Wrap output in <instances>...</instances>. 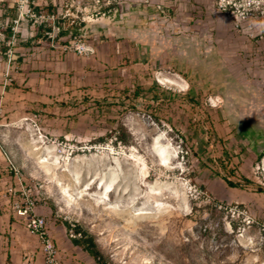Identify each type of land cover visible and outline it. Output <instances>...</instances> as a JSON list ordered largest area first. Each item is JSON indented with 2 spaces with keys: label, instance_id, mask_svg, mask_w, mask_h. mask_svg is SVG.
Returning <instances> with one entry per match:
<instances>
[{
  "label": "rangeland",
  "instance_id": "obj_1",
  "mask_svg": "<svg viewBox=\"0 0 264 264\" xmlns=\"http://www.w3.org/2000/svg\"><path fill=\"white\" fill-rule=\"evenodd\" d=\"M54 16L82 28L60 51L83 58L64 81L86 90L87 126L56 136L41 112L7 124L23 132L16 189L68 239L91 237L98 264H264V219L240 200L244 180L263 182L264 0H62ZM113 32L130 50L119 59L98 49ZM102 53L125 73H104Z\"/></svg>",
  "mask_w": 264,
  "mask_h": 264
},
{
  "label": "crops",
  "instance_id": "obj_2",
  "mask_svg": "<svg viewBox=\"0 0 264 264\" xmlns=\"http://www.w3.org/2000/svg\"><path fill=\"white\" fill-rule=\"evenodd\" d=\"M61 2L62 0H34V11L56 15ZM126 5L129 7L131 4ZM15 17V0H0V31L5 37V41L0 43V102L3 108V116L0 120L2 125L0 127V264H43L39 238L32 235L9 209L11 198L7 196L6 189L9 186L15 188L22 186L9 170L10 165L17 167L11 145L15 146L17 151L21 149L18 142L23 132L7 127V124L30 120L33 113L41 112L47 113L44 117L47 118L49 132L53 135L71 136L74 132H82L83 128H86L88 115L74 111L76 110L74 106L83 103L86 90L79 88L76 94L64 81L69 75H74V72L78 71L74 61L83 58H77L71 53L63 54L60 51V45L71 36L81 34L82 28L74 21L57 16L53 24L54 27L58 26V33L54 34V37L49 38L46 35L50 33L52 25L44 24L34 31L30 30L26 38L15 35L14 44L9 45L8 42L13 35L10 28L5 26ZM97 37L101 43L98 49L105 51L113 48V54H116L117 59L130 51L120 46L121 36L118 32L107 34L105 40L103 36ZM126 37L128 38V40L124 39L126 42L133 39L130 34H126ZM10 52L12 58L8 61ZM106 56L102 53L104 73L106 69L107 74L121 76L125 73L124 68L108 66ZM9 69L11 81L7 83L3 79V72ZM104 82L103 80L98 87L106 88L110 85V82L106 84ZM59 97L68 100L60 102ZM50 114L52 116H49ZM260 170L263 174V182L255 180V177L248 179L247 187L241 188L243 191L240 200L247 203L253 217L257 215L264 219V155ZM35 213L47 218V234L56 245L62 264H98L74 240L67 238L63 223L58 224L54 219L50 220L47 212L39 207Z\"/></svg>",
  "mask_w": 264,
  "mask_h": 264
},
{
  "label": "built area",
  "instance_id": "obj_3",
  "mask_svg": "<svg viewBox=\"0 0 264 264\" xmlns=\"http://www.w3.org/2000/svg\"><path fill=\"white\" fill-rule=\"evenodd\" d=\"M16 18L10 23L6 24L5 28H10L12 32V39L8 44H11L15 41V35H20L22 37L23 32L26 30H20L19 26L21 23H29L32 27H40L44 24H51L52 28L50 33L46 35L51 38V34H57L58 28L54 27L55 16L54 15H44L41 12L34 11V0H16ZM225 7V6H223ZM5 41L3 33L0 31V43ZM75 51L81 53L83 48L75 47ZM1 117V114H0ZM16 180L21 184L22 177L19 169L10 165L9 169ZM22 187V186H21ZM30 189H19L9 186L6 189V194L11 198L10 202V211L11 213L18 218L25 228L32 234L39 238L40 242V252L43 259V264H62L59 258V253L56 245L52 239L47 234V218L42 215H37L35 213V205L42 201L38 196H34L29 193ZM20 197V198H19ZM242 216V222L247 226L253 224V220L247 216L245 211L237 212V216ZM80 234L72 233V230H69V237L75 239V237ZM260 240L264 245V226L260 228Z\"/></svg>",
  "mask_w": 264,
  "mask_h": 264
},
{
  "label": "trees",
  "instance_id": "obj_4",
  "mask_svg": "<svg viewBox=\"0 0 264 264\" xmlns=\"http://www.w3.org/2000/svg\"><path fill=\"white\" fill-rule=\"evenodd\" d=\"M138 89L135 88L134 91H133V94L131 95L132 97L136 98L137 96H139V93H138ZM253 134V132L251 131H247V130H244L242 131V134L244 137H246L247 134ZM118 135V138L116 139H119L120 142H123V138L121 137L120 134H117ZM224 181L226 183V185L230 188H238L240 187L239 184L235 183V182H232L230 181L228 178H224ZM245 183H247L246 180H244ZM79 246H81L90 256L92 257H97V252H96V245L95 243L93 242V239L91 237H87L86 234H82V238L80 240H77V239H73Z\"/></svg>",
  "mask_w": 264,
  "mask_h": 264
},
{
  "label": "bare ground",
  "instance_id": "obj_5",
  "mask_svg": "<svg viewBox=\"0 0 264 264\" xmlns=\"http://www.w3.org/2000/svg\"><path fill=\"white\" fill-rule=\"evenodd\" d=\"M42 163L46 162V161H41Z\"/></svg>",
  "mask_w": 264,
  "mask_h": 264
}]
</instances>
